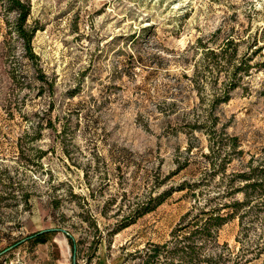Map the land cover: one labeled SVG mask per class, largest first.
Returning <instances> with one entry per match:
<instances>
[{
    "label": "rangeland",
    "instance_id": "374dc122",
    "mask_svg": "<svg viewBox=\"0 0 264 264\" xmlns=\"http://www.w3.org/2000/svg\"><path fill=\"white\" fill-rule=\"evenodd\" d=\"M23 1L34 59L0 0V264H71L65 232L76 264H264V219L189 236L220 190L194 187L209 142H240L227 174L264 156V46L215 106L225 78L205 55L230 36L238 58L247 36L262 45L264 0Z\"/></svg>",
    "mask_w": 264,
    "mask_h": 264
},
{
    "label": "trees",
    "instance_id": "16d2710c",
    "mask_svg": "<svg viewBox=\"0 0 264 264\" xmlns=\"http://www.w3.org/2000/svg\"><path fill=\"white\" fill-rule=\"evenodd\" d=\"M8 2L10 7L14 9L17 14L15 32L24 41V50L27 56L30 59H34L36 56L32 53L30 46L33 31H27L24 28L26 18L29 14V6L23 0H8ZM261 33V38L264 40V29H262ZM249 38L250 40L253 38L249 42L250 48L252 49V46L255 48L248 56L243 53V55L238 58L237 51L241 41L243 42L244 40L236 41L231 36L224 39L221 44L217 46L216 50H207L205 52V55L209 54L212 57L211 69H215L218 75L223 73L225 78L223 81L224 85L213 99L212 106L226 103L230 99V92L240 85L243 77L248 76L252 68L256 67L257 62L250 64V61H252L251 58L253 55H257L261 52L264 42L262 45H258L257 36L251 37V35H249L246 39L248 40ZM202 48H204V46H202ZM36 79L38 81H44L42 76H37ZM212 117L213 115L209 114L208 119H210V122L207 124L210 125L209 128L216 126L217 117ZM203 126H206V122L200 124L198 128H202ZM229 139L232 142H209L207 152L201 154L202 160L200 164L203 166V175L194 187L199 188L206 185L204 183L217 178L216 184L220 190L215 196L217 200L214 206H207L208 204L206 203L205 207L207 206V210L202 211L200 217L192 219L193 224H191L196 228L190 232L189 236L199 234L205 239L211 236L212 231L215 232L222 225L235 218L239 220L241 234L242 231H245V234H247L246 231L249 228V224L251 225L257 220L264 219V156L259 159L250 158L238 171L232 170L231 173L227 174V166L231 164L234 157L243 154L240 142H237L236 137H231ZM188 150L190 149L188 148ZM237 195L241 197L238 199L236 197ZM164 197V195H160L153 199H149V204L142 205L140 208H135L131 211V215L129 216L132 217V215L136 214L137 217H140L153 211L163 202ZM203 208L204 207H202V209ZM187 215L188 213H186L183 218H186ZM129 224L130 222L125 223L121 228H125ZM48 233L49 231L41 234L35 233L30 235L29 238L34 244L45 243L46 240L44 237ZM259 238L263 239L264 243V235L259 234ZM184 239H189V237L184 236ZM67 241L71 247L72 253H75L76 245L72 236L68 235ZM187 249L191 251L193 247L186 246L175 248L174 250L184 253ZM259 250H264V244ZM246 251L249 252V250ZM154 254H157L156 251Z\"/></svg>",
    "mask_w": 264,
    "mask_h": 264
},
{
    "label": "water",
    "instance_id": "95a60500",
    "mask_svg": "<svg viewBox=\"0 0 264 264\" xmlns=\"http://www.w3.org/2000/svg\"><path fill=\"white\" fill-rule=\"evenodd\" d=\"M55 229H49V230H44V231H40L36 234H41V233H44V232H48V231H54ZM65 234L68 236L69 234L67 232H65ZM71 264H76V261H75V255L73 253L72 255V261H71Z\"/></svg>",
    "mask_w": 264,
    "mask_h": 264
},
{
    "label": "bare ground",
    "instance_id": "6f19581e",
    "mask_svg": "<svg viewBox=\"0 0 264 264\" xmlns=\"http://www.w3.org/2000/svg\"><path fill=\"white\" fill-rule=\"evenodd\" d=\"M61 243H64L65 244V240H61Z\"/></svg>",
    "mask_w": 264,
    "mask_h": 264
}]
</instances>
